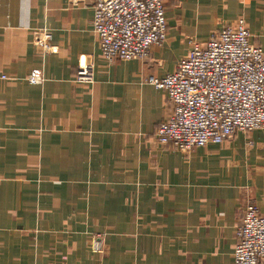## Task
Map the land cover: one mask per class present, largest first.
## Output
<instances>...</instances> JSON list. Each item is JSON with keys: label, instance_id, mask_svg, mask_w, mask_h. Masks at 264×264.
Wrapping results in <instances>:
<instances>
[{"label": "crops", "instance_id": "0c3cea01", "mask_svg": "<svg viewBox=\"0 0 264 264\" xmlns=\"http://www.w3.org/2000/svg\"><path fill=\"white\" fill-rule=\"evenodd\" d=\"M94 2L0 0V264H234L245 206L264 215V130L187 153L159 144L172 103L148 78L240 18L264 48V0H164L166 42L113 61ZM82 59L93 82L77 80ZM34 69L42 84L26 80Z\"/></svg>", "mask_w": 264, "mask_h": 264}, {"label": "built area", "instance_id": "2783aa9c", "mask_svg": "<svg viewBox=\"0 0 264 264\" xmlns=\"http://www.w3.org/2000/svg\"><path fill=\"white\" fill-rule=\"evenodd\" d=\"M93 9L91 28L110 61L145 59L153 46L167 40L164 0H95ZM250 37L244 18L225 24L207 42H194L174 71L148 78L172 103L157 127L159 144L187 153L221 145L238 132L264 130V48ZM52 40L47 28L33 31L34 45L45 54L55 50ZM76 76L80 82H93L94 62L80 60ZM26 80L42 84L43 70H32ZM236 234L234 264H264V215L256 204L245 206ZM105 248L101 235L92 238V252L104 253Z\"/></svg>", "mask_w": 264, "mask_h": 264}]
</instances>
